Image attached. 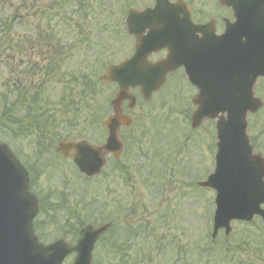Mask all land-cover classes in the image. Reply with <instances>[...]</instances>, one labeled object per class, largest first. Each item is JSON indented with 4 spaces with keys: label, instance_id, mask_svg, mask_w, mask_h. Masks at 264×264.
<instances>
[{
    "label": "rangeland",
    "instance_id": "1",
    "mask_svg": "<svg viewBox=\"0 0 264 264\" xmlns=\"http://www.w3.org/2000/svg\"><path fill=\"white\" fill-rule=\"evenodd\" d=\"M146 1L76 0L75 7L81 4L78 9L88 16L67 19L69 26L64 28L62 18L71 12L64 0H0V117L4 102L11 106L28 89L27 101L38 93L37 105L45 112L51 108L47 114H58V128H50L52 143L59 136L102 142L101 120L111 111L115 87L98 82V77L104 65L120 61L128 53L125 47L131 48L122 23L124 2ZM177 81L179 88L171 90L173 80L168 81L150 103L137 104L128 112L133 123L122 132L131 142L121 158L123 172H115L109 160L104 175L85 180L69 163L56 162L59 158L50 151L46 154L41 183L44 188L53 185L64 196L52 209L58 213L57 222L52 218L45 238L73 232L86 213L96 210L87 221L101 224L111 219L115 228L97 244L95 264H108V260L114 264H264V229L258 219L255 226L234 222L228 238L221 231L219 245L211 241L214 207L210 201L215 194L194 184L213 165L215 128L207 122L186 137L191 130V113L186 112L190 95L181 94L187 91L182 88L185 83ZM260 90L264 92V87ZM71 93V107L58 103ZM250 126L251 135H261L264 108L250 118ZM0 137L7 138L24 161L33 152V139L14 138L4 128ZM188 172L195 175L189 177ZM105 205V213L99 216L97 210ZM126 224L136 228L138 237L122 231L125 240L121 236L117 244L124 249L116 252L122 256L113 255L108 252L110 237H119ZM159 244L164 247L158 249Z\"/></svg>",
    "mask_w": 264,
    "mask_h": 264
},
{
    "label": "water",
    "instance_id": "2",
    "mask_svg": "<svg viewBox=\"0 0 264 264\" xmlns=\"http://www.w3.org/2000/svg\"><path fill=\"white\" fill-rule=\"evenodd\" d=\"M149 26L133 25L132 32L139 37L143 29ZM258 50L257 48L255 56L251 60L262 62V55L257 52ZM171 65V62H167L166 65L164 63L162 64L163 69L157 72L154 67L147 66L144 59L134 57L125 65L109 68V74L107 73L102 79L105 81L117 80L122 89L118 98L114 101L115 114L104 121L110 130L108 142L102 147L92 146L86 141L77 143L62 142L57 150L69 154V150L73 149L75 151L74 159L80 169L89 174L97 173L104 163V154L116 151L120 147L117 141L120 124L129 123L127 118L122 117L118 105L120 99L126 96L125 91L128 86L140 85L145 93L147 92L145 89L149 91L152 88L151 90H154L161 84L165 72ZM256 74L253 71L247 74L244 84L249 80V88L252 87ZM155 75H157L156 78H154ZM224 97L226 95H223L222 101H224ZM228 101H231V97H228ZM234 101H236L234 105L236 109L232 112L233 116L230 123L228 125L224 124V127H222L225 121L219 120L218 122L220 131L222 127L219 136L220 138L222 136L223 140L230 135L242 138L241 141L244 145L241 150H245L247 155V151H250V149L245 135L246 111L249 109L256 110L260 103L257 99H253L250 89H247L244 95H236ZM241 106L243 107L238 109ZM217 112V109H211L209 112L204 107L199 108L193 116V125L197 126L205 116L214 117ZM218 155L217 172L203 185L215 187L218 190L215 233L219 228L225 227L226 233L229 234L231 231L230 221L233 219L251 220L256 213L262 214L264 217V211L260 210V204L264 201L262 196L264 190V162L259 156H251L247 159H229L222 153H218ZM27 182V174L24 169L8 147L0 143V264H60L58 258L61 259L63 256L55 252L49 255L50 250L60 247L70 250V245L58 241L44 247L37 243L32 230V218L37 213L36 200L27 192ZM104 229V227L98 230H93L92 227L85 228L83 234L89 242V250L92 248L97 234ZM93 233L95 234L94 238H89L88 234ZM83 240H80L79 243ZM85 242L86 240L82 245L85 246ZM80 246L79 244L76 248ZM39 256L48 258L51 256L52 259L49 258V262H45L39 260ZM88 261L86 264H89Z\"/></svg>",
    "mask_w": 264,
    "mask_h": 264
},
{
    "label": "flooded vegetation",
    "instance_id": "3",
    "mask_svg": "<svg viewBox=\"0 0 264 264\" xmlns=\"http://www.w3.org/2000/svg\"><path fill=\"white\" fill-rule=\"evenodd\" d=\"M221 8H222V7L219 6V5H217V4H215V5H214L211 9H209V10H207V9H205V8L203 7V10H202V13H201V18H202V19L205 18L207 12H214V14L221 13V12H222V9H221ZM207 20H208V19H207ZM207 20H205V21H207ZM205 21H204V22H205ZM214 24H215V32L218 33V34H221L222 31H223V29H222V27H223V22H222V16H221V15H220L218 18L215 17V19H214ZM197 35H198L199 37L201 36V34H197ZM206 50H207V48L205 47L204 50H203V57H204V55H205V53H206ZM167 52H168V51H166V50H164V51H160V52H156V53L152 52L151 54H149V58H152L153 60H156V59H158V58L164 57V56L167 54ZM182 71H184L183 68H179L176 72H180V73H182Z\"/></svg>",
    "mask_w": 264,
    "mask_h": 264
},
{
    "label": "trees",
    "instance_id": "4",
    "mask_svg": "<svg viewBox=\"0 0 264 264\" xmlns=\"http://www.w3.org/2000/svg\"><path fill=\"white\" fill-rule=\"evenodd\" d=\"M31 125H33V123H31Z\"/></svg>",
    "mask_w": 264,
    "mask_h": 264
}]
</instances>
